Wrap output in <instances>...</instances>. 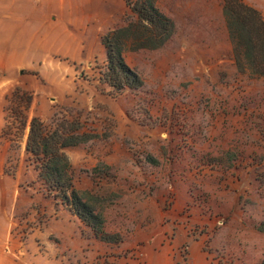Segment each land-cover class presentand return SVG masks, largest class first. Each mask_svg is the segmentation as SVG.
I'll use <instances>...</instances> for the list:
<instances>
[{
	"label": "rangeland",
	"instance_id": "obj_1",
	"mask_svg": "<svg viewBox=\"0 0 264 264\" xmlns=\"http://www.w3.org/2000/svg\"><path fill=\"white\" fill-rule=\"evenodd\" d=\"M87 1L97 13L88 23L80 21ZM158 7L175 33L159 49L125 51L144 81L137 91L117 93L104 80L102 37L124 25L126 0H48L56 22L39 59L15 66L0 57V187L11 225L0 264L264 260V78L238 71L222 0ZM67 31L83 34L89 50L63 47ZM16 87L34 95L29 122L39 116L78 129L83 143L66 149L75 186L119 243L97 239L39 181L25 151L29 126L18 129L6 112Z\"/></svg>",
	"mask_w": 264,
	"mask_h": 264
},
{
	"label": "trees",
	"instance_id": "obj_2",
	"mask_svg": "<svg viewBox=\"0 0 264 264\" xmlns=\"http://www.w3.org/2000/svg\"><path fill=\"white\" fill-rule=\"evenodd\" d=\"M223 13L229 39L233 45V58L240 73L264 78V20L257 9L243 0H222ZM129 14L124 25L113 28L102 37L106 49L107 66L105 82L115 92L142 89V77L125 60V51L159 49L175 33L171 18L158 7V0H126ZM18 129L29 126L25 151L39 173V181L49 195L70 208L84 225L92 229L94 236L105 242L119 243L104 231V215L86 201L75 186V171L66 153L69 147L83 143L73 122L45 123L39 116L29 122L28 113L34 95L16 87L10 97ZM264 264V260L260 263Z\"/></svg>",
	"mask_w": 264,
	"mask_h": 264
},
{
	"label": "crops",
	"instance_id": "obj_3",
	"mask_svg": "<svg viewBox=\"0 0 264 264\" xmlns=\"http://www.w3.org/2000/svg\"><path fill=\"white\" fill-rule=\"evenodd\" d=\"M246 5L253 7L260 11L264 17V0H243ZM48 0H0V42L4 41L5 45L0 46V57L9 58L11 65H26L25 59L34 61L39 59V54L46 49V34L48 29V22L53 26L56 22V17L51 14L48 16L47 8ZM18 5L22 10L13 11L11 7ZM15 9V8H14ZM81 11V20L83 22H92L95 20L96 9L91 7L90 1H87L83 5ZM72 13V8L67 10L65 18H57L66 20L69 25L70 21H73V17H69ZM70 13V14H69ZM111 10L107 14H103L109 20L111 17ZM264 20V18H263ZM17 36L21 38V49L17 59L11 57L8 52L15 43L19 40ZM83 34L79 31L65 32L63 34V47L74 48L75 51L84 52L89 50V47L85 41H83ZM3 47V48H2ZM9 53V56H8ZM13 59V60H12ZM0 152V172L3 170V161ZM2 189L0 187V243H3L7 238L11 225L8 220L5 219L6 210L2 204Z\"/></svg>",
	"mask_w": 264,
	"mask_h": 264
}]
</instances>
